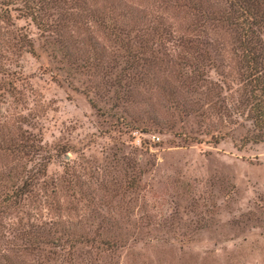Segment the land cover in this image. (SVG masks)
Masks as SVG:
<instances>
[{
    "label": "rangeland",
    "instance_id": "rangeland-1",
    "mask_svg": "<svg viewBox=\"0 0 264 264\" xmlns=\"http://www.w3.org/2000/svg\"><path fill=\"white\" fill-rule=\"evenodd\" d=\"M132 1L154 15L175 13L173 0L163 13L154 7L164 0ZM15 9L0 4V119L22 120L40 143L37 159L46 172L37 201H26L32 214L23 223L43 222L49 237L63 241L72 224L84 223L69 231L79 237L93 236L102 215L117 222L109 233L121 241L112 255L88 244L55 247L58 255L70 252V264H264V141L247 139L256 130L242 111L238 63L226 52L233 36L219 51L222 60L204 65L194 91L181 90L186 101L172 105L156 85L165 78L179 84L170 58L189 56L173 34L156 38L159 46L153 39L152 56L144 55L160 73L143 88L120 82L119 59L109 55L88 69L68 62L50 46L51 35ZM188 20L199 18L189 13ZM89 33L116 57L123 52L97 25L75 34ZM129 87L138 90L125 98ZM192 104L204 116L180 110ZM19 216L1 221L0 243L6 236L21 246Z\"/></svg>",
    "mask_w": 264,
    "mask_h": 264
},
{
    "label": "trees",
    "instance_id": "trees-1",
    "mask_svg": "<svg viewBox=\"0 0 264 264\" xmlns=\"http://www.w3.org/2000/svg\"><path fill=\"white\" fill-rule=\"evenodd\" d=\"M0 1L7 8H17L15 10L29 18L37 29L50 34V46L68 62L88 69L93 67L94 59L101 60L109 55L113 61L119 59L116 68L120 73V82L128 78L140 83L143 88L152 86L156 74L160 73L153 60L145 57L152 50L153 39L154 44L159 46L157 39H169L173 34L171 39L178 41L181 49L189 56L178 53L170 58L173 68L177 69L174 71L172 68V73H178L179 84H172L165 78L161 84L156 85L164 91L172 105L186 101L181 90L192 88L203 78L205 64H215L217 60H222L219 51L226 49L225 38L233 36L230 40L232 46L226 52L233 62L238 63L242 111L246 112L256 130L247 139L253 143L264 141V0H164L154 7L163 13L171 2L169 5L174 9H170L180 16L176 19L175 13L154 15L153 9L152 12L146 11V7H140L132 0ZM189 13H194L199 21H187ZM88 24L97 25L108 32L109 38L123 52H118L116 57L111 50L109 53V50L99 47L92 33L85 37L75 34ZM20 39L29 52L35 54L27 36L22 35ZM108 63H111L110 60ZM136 90L124 88L122 96L126 98ZM180 110L200 116H204L205 112L196 108L195 104L192 107L183 106ZM153 112L151 109L150 120L155 117ZM21 121L19 117L13 120L6 117L0 119V160L3 163V167H0V226L1 221L10 214L20 215L16 225L23 226L16 228L15 235L21 246L6 240V236L4 242L0 243V264H70L74 260L69 256L70 252L66 256L55 252V247H61V243L70 246L74 244L72 248L84 244L93 245L96 249L101 248L99 251L112 255L121 239L109 233L117 222L104 219L103 215L95 224L93 236H73L69 231L81 229L85 225L72 224L73 229L64 233L68 234L63 241L59 236L49 237L43 222L38 224L29 220L32 212L24 206L28 199L37 201L35 187L46 172L44 165L37 159L40 143L22 129ZM217 137L213 135L212 138L217 141ZM104 208L108 210L110 207ZM24 216L29 217L26 224L23 223ZM90 224L95 226L94 223ZM8 225L14 227V223ZM95 260H91L90 264Z\"/></svg>",
    "mask_w": 264,
    "mask_h": 264
}]
</instances>
